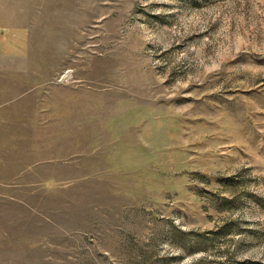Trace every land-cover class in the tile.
I'll list each match as a JSON object with an SVG mask.
<instances>
[{
  "label": "rangeland",
  "instance_id": "rangeland-1",
  "mask_svg": "<svg viewBox=\"0 0 264 264\" xmlns=\"http://www.w3.org/2000/svg\"><path fill=\"white\" fill-rule=\"evenodd\" d=\"M0 18V264H264V0Z\"/></svg>",
  "mask_w": 264,
  "mask_h": 264
},
{
  "label": "crops",
  "instance_id": "crops-1",
  "mask_svg": "<svg viewBox=\"0 0 264 264\" xmlns=\"http://www.w3.org/2000/svg\"><path fill=\"white\" fill-rule=\"evenodd\" d=\"M23 31H25L24 28H17L16 25H11L0 18V77L2 75H5V69H6V67L3 66L4 63L2 62L5 59L9 60L15 57V49H12L11 51H5L4 50L5 45L9 44V42H11V44L14 45L15 40H17V38L20 36V34ZM2 85H4V83H1L0 80L1 96L5 95L4 89H1Z\"/></svg>",
  "mask_w": 264,
  "mask_h": 264
}]
</instances>
